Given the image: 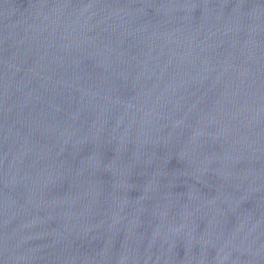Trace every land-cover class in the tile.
<instances>
[{
  "label": "water",
  "instance_id": "obj_1",
  "mask_svg": "<svg viewBox=\"0 0 264 264\" xmlns=\"http://www.w3.org/2000/svg\"><path fill=\"white\" fill-rule=\"evenodd\" d=\"M0 264H264V0H0Z\"/></svg>",
  "mask_w": 264,
  "mask_h": 264
}]
</instances>
